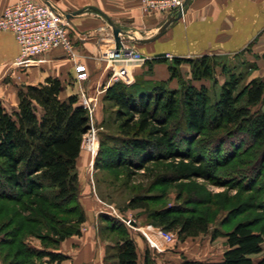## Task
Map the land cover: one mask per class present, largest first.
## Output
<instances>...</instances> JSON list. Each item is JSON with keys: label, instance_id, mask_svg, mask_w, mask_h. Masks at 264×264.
<instances>
[{"label": "trees", "instance_id": "obj_1", "mask_svg": "<svg viewBox=\"0 0 264 264\" xmlns=\"http://www.w3.org/2000/svg\"><path fill=\"white\" fill-rule=\"evenodd\" d=\"M162 60L165 59L157 57L145 61L146 70L135 74L130 84L113 81L106 87L102 108L105 109L106 102H111L116 119L114 123H117V133L111 136L112 164L145 167L148 162H158L165 158L164 155L173 156V153L191 158L192 163L194 159L190 154L197 137L207 128L217 130L223 122L231 126L224 135L239 131V126L248 122L255 138L264 137V112L254 114L251 111V107L263 98L264 80L253 78L235 93L239 78L231 75L213 96L205 87H196L191 80L183 78L179 65L182 61L190 63L192 79H210L217 64L214 57H174L168 65L169 79L177 78L179 86L169 88V79L148 77L153 63ZM61 90L62 83L57 77H47L43 82L20 86L15 108L7 110L0 101V195L26 205L28 201L32 205L37 204L36 211L43 218H39L37 223L48 226L46 221H50L51 233L57 236L53 238L39 233L38 237L42 242L50 240L54 245L70 235L79 234V225L85 221L83 206L78 199L80 180L76 162L91 123L90 114L80 104L78 94L61 98ZM226 138L220 141V147ZM104 143L100 142L97 157ZM232 145L238 148L236 142H231L226 150L229 154H222L225 148L216 146L219 152L215 151L212 156L214 168L223 164L222 160L232 161L235 155L231 153ZM180 146L184 150L174 151ZM197 162V170L206 163L204 159ZM95 163L100 166L98 160ZM15 211L16 214L11 212L9 215L16 219L21 217L18 225L9 237L0 240V245H9L7 254L14 260L7 264H40L41 261H35L45 256L49 257L46 261L49 263L59 264L66 259V255L55 249L50 251L24 243L22 234L37 233V228L26 230L25 224L33 221L22 218L19 210ZM75 212H78L75 218L58 217L61 213L72 215ZM153 218L163 229L178 228L185 235H197L208 230L204 216L193 213L186 216L176 210L155 211ZM110 229L116 233V264H139L133 237L124 230H118L116 224ZM224 237L226 248L220 261L187 260L185 264H251V256L263 250L261 232L253 230L247 222L236 223L224 232ZM153 262L146 249L141 264ZM256 264H264V256Z\"/></svg>", "mask_w": 264, "mask_h": 264}, {"label": "rangeland", "instance_id": "obj_2", "mask_svg": "<svg viewBox=\"0 0 264 264\" xmlns=\"http://www.w3.org/2000/svg\"><path fill=\"white\" fill-rule=\"evenodd\" d=\"M213 57L217 64L213 77L206 81L210 86L208 91L213 96L219 92L218 85L223 75L225 78L231 75L238 76L239 84L235 93H238L253 78L264 80V54L260 58L246 52L234 56L214 55ZM167 58L166 56L164 59ZM167 86L173 88L170 83H167ZM104 108L101 118L91 124V130L83 137L81 148L86 152L87 158L83 164L76 167L78 174L82 169L85 172L79 185L78 198L80 205L83 206L85 221L79 225V234L70 235L65 239L81 235V233L87 234L89 239H95L97 235L102 243L101 257L104 264H116L114 259L116 233L111 231V226L116 224L118 230H124L134 238L140 237L142 240L140 243L142 245L145 243L147 248L149 245L142 233L143 228L161 227L155 223L153 213L155 211L165 213L169 210L179 211L186 216L192 213L204 216L208 223V230L197 235H185L181 234L178 228L166 227V230L174 234V241L170 243L160 241L159 246L151 250L152 256L162 264H185L187 260L220 261L226 248L224 232L240 221L247 222L253 230L261 232L264 238V137L255 138L248 122L239 126L238 133L226 135L224 133L231 127L226 122H223L217 130L207 128L197 137L195 147L192 153L190 152V156L194 159L192 163L191 158L173 153V156L172 154L164 155L165 158L158 162H148L145 167L118 166L111 163L114 155L111 136L117 133L114 107L111 102H106ZM251 111L254 114L264 112V94L262 100L251 107ZM92 131L98 145L95 155H92L91 147H87L86 140ZM224 137L227 138L221 146L225 148L222 154L230 153L226 150L231 142H236L238 148L232 145L231 153L235 154L233 159L231 158L232 161L222 160L223 164L214 168L212 156L215 151L219 152L216 146L218 149L221 148L218 144ZM102 141L105 143L97 157L99 144ZM181 149L184 150L181 146L175 147L174 151L181 152ZM199 159H204L206 163L203 164L202 169L197 170ZM96 160L100 165L98 167ZM104 162L109 164L105 165ZM141 203L146 204L145 207L135 206ZM36 209L37 204L35 206L28 201L26 205L20 201H10L0 195V229H2L0 240L9 237L12 230H15L21 217L16 219L11 215L17 213L15 210H19L22 218L33 221L25 224L26 230L37 228V233L22 234L24 243L50 251L60 250L65 239L58 245H54L52 241L42 242L38 237L39 233L48 234L53 238L57 236L51 233L50 221H46L48 226L37 223L42 217ZM77 214L78 212L72 215L61 213L58 217L75 218ZM15 237L17 239L16 235ZM262 246L261 253L251 256L253 261L251 264H256L264 256V242ZM8 249L9 245H0V264L14 261L11 255L7 254ZM140 255L142 258V252ZM48 258L45 256L35 262L53 264L46 262ZM141 258L138 259L139 264H141ZM244 264L249 263L244 262Z\"/></svg>", "mask_w": 264, "mask_h": 264}, {"label": "crops", "instance_id": "obj_3", "mask_svg": "<svg viewBox=\"0 0 264 264\" xmlns=\"http://www.w3.org/2000/svg\"><path fill=\"white\" fill-rule=\"evenodd\" d=\"M15 1L0 0V14L7 5ZM47 1L63 14L71 25L78 58L85 63L88 77L81 81L76 79L75 61L68 58L61 49L45 54L43 62L28 67L15 65L14 61L20 52L19 45L12 32L0 30V101L7 110L15 108L20 86L37 84L47 77H57L62 83L61 98L77 94L80 85L85 88L88 95L97 102L95 120L98 121L102 116L104 92L111 83L107 61L100 57L104 50L101 37H105L107 41L114 39L110 23L124 32L146 36L152 34L168 16L164 13L146 12L140 0ZM87 33L88 36L85 35ZM135 46L139 52L147 54L145 61L157 58V53L171 56L153 63L152 73L148 77L156 80L169 79L168 65L174 57L234 56L241 52L250 53L257 58L263 57L264 0H189L182 16L173 21L163 35L150 43ZM145 61L131 66L133 80L135 74L146 70ZM179 69L183 78H190L196 87L209 89L206 81L211 78L192 79L188 61H182ZM226 79L223 75L218 85L219 91ZM169 83L173 88L179 84L177 78L169 79ZM86 158L87 154L81 148L77 167L83 164ZM84 176L82 169L79 173L80 182ZM133 239L138 259L141 258V252L143 258L146 249L151 254L152 248H145V243H140V237ZM101 246L97 235L95 239H89L85 233L71 236L63 241L60 250H56L67 256L59 264H104ZM152 257L153 264H162Z\"/></svg>", "mask_w": 264, "mask_h": 264}, {"label": "built area", "instance_id": "obj_4", "mask_svg": "<svg viewBox=\"0 0 264 264\" xmlns=\"http://www.w3.org/2000/svg\"><path fill=\"white\" fill-rule=\"evenodd\" d=\"M185 0H140L142 8L146 12L164 13L167 16L176 14L184 9ZM0 30L13 33L19 48V56L14 61L19 67H28L43 62V56L48 52L61 49L64 54L75 61V73L77 80H85L88 77L87 67L78 58L76 41L71 25L66 17L57 11L52 5L42 0H16L7 5L0 14ZM86 36L89 33L85 34ZM137 34L122 31L118 47L115 40H106L101 37V45L104 50L100 57L107 61L110 69L109 82L122 81L129 84L133 81L131 66L134 63H142L148 57L136 49L133 43ZM165 56L171 57L169 54ZM80 104L86 108L91 117L90 129L95 120L97 102L92 99L85 88L80 85L77 92ZM87 132V133H88ZM94 132L88 134L87 144L93 142L92 153L97 152V141L93 138ZM83 142V141H82ZM96 145V148H95ZM131 222V220H128ZM142 233L150 248H157L159 242L170 243L175 236L172 232L161 227L146 226Z\"/></svg>", "mask_w": 264, "mask_h": 264}, {"label": "water", "instance_id": "obj_5", "mask_svg": "<svg viewBox=\"0 0 264 264\" xmlns=\"http://www.w3.org/2000/svg\"><path fill=\"white\" fill-rule=\"evenodd\" d=\"M42 1L49 4L47 0H42ZM188 2H189V0L184 1V4H183L184 8L188 4ZM183 11H184V9L183 10L181 9L176 14L169 15L164 20V22L152 34L146 35V36H140V35L135 36L133 39V43L134 44H146V43H150V42L156 40L157 38H159L161 35H163L166 32V30L168 29V27L171 25V23L173 21L179 19L182 16ZM110 26L112 28L116 47H118L120 35L122 33V29L113 23H110ZM162 55H164V53L155 54V56H157V57L162 56Z\"/></svg>", "mask_w": 264, "mask_h": 264}, {"label": "bare ground", "instance_id": "obj_6", "mask_svg": "<svg viewBox=\"0 0 264 264\" xmlns=\"http://www.w3.org/2000/svg\"><path fill=\"white\" fill-rule=\"evenodd\" d=\"M94 141H95V139H94ZM88 145H89V146H92V145H93V142L90 141V144H87V147H88ZM95 148H96V145H95ZM94 153H95V151H94ZM94 153H92V155H93ZM92 160H93V158H92Z\"/></svg>", "mask_w": 264, "mask_h": 264}]
</instances>
